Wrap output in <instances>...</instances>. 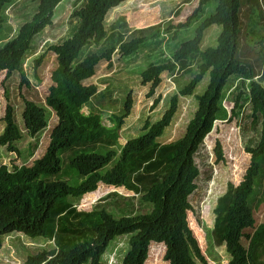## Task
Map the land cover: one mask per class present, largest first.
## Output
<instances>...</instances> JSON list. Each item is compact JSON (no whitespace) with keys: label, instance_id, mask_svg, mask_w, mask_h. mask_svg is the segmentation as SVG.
<instances>
[{"label":"trees","instance_id":"1","mask_svg":"<svg viewBox=\"0 0 264 264\" xmlns=\"http://www.w3.org/2000/svg\"><path fill=\"white\" fill-rule=\"evenodd\" d=\"M13 1L0 0V29L5 22L4 8ZM61 1L38 0L32 18L21 25L15 37L0 46V73L4 71L5 77L20 72L22 83L29 84L23 61L33 38L52 24L54 10ZM124 1L86 0L72 14L79 20L72 35L50 46L57 66L51 74L53 84L45 104L54 111L57 122L44 153L32 164L12 169L6 164L0 166V247L4 236L20 232L55 242L54 248L27 256L23 264H105L102 256L109 245L126 236L127 248L121 264H146L152 243L165 247L163 259L168 264H208L188 221V213L192 211L189 197L197 187L200 173L195 153L221 116L224 88L229 77L234 76L249 89L253 123L258 120L261 123L260 138L256 145L245 149L250 159L242 179L237 184L229 181L217 199L212 235L215 245L225 246L230 256L227 264H264V221L256 225L255 217V209L264 200V0H218L214 13L198 25L195 36L182 43L171 59L151 64L141 72L142 84L149 85L147 96L152 97L164 73L173 74L179 65L195 56L201 59L199 73L171 97L162 116L153 122L146 121L140 135L120 145V132L131 112V93L124 101L123 111L113 114L112 125L106 126L100 114L82 111L98 92L96 84L84 82L93 77L101 60L112 66L115 50L122 56L136 53L146 36L133 37L120 42L117 49L92 52L80 62H73L84 46L99 45L105 40L106 15ZM210 1L199 0L186 21L175 25L174 36L197 18ZM255 19L262 28L259 49L253 55L245 43ZM212 24L221 27L217 43L201 50L203 34ZM160 31L158 27L149 36ZM43 56L35 60V68ZM206 72L209 83L196 96L195 112L182 136L160 143L158 137L171 123L179 96L192 95ZM242 94L241 90L235 96L234 113L242 105ZM159 100V95L153 97L151 108ZM48 111L45 106L23 98L22 121L29 137H36L47 127ZM2 120L0 146L18 153L16 144L23 137V130L15 121L10 103ZM117 144L118 148H114ZM215 151L218 159H222L219 143ZM64 169L76 184L56 178L64 175ZM99 184L133 191L142 202L152 204V208L145 214L120 218H114L103 208H94L81 213L80 227H75L70 218L77 213L73 200L93 193Z\"/></svg>","mask_w":264,"mask_h":264},{"label":"rangeland","instance_id":"2","mask_svg":"<svg viewBox=\"0 0 264 264\" xmlns=\"http://www.w3.org/2000/svg\"><path fill=\"white\" fill-rule=\"evenodd\" d=\"M217 1L211 0L207 3L203 12L188 26L180 28L175 36L174 31L177 30L174 28L175 25L186 21L199 0H125L112 8L105 18V27L108 31L105 40L99 45L84 46L73 64L80 62L89 53H101L111 47L117 49L120 42L128 41L133 37L146 36V39L134 54L122 56L115 50L112 54V66H108L105 60L99 62L94 76L84 82V84L95 83L98 92L82 111L100 114L102 123L111 126V116L123 111L124 101L131 93V112L125 118L118 143L122 145L128 139L140 135L144 123L159 119L169 107L171 97L199 73L198 65L201 59L195 56L179 65L173 74L164 73L162 82L152 97L147 96L149 85L142 84L141 72L151 64H159L171 59L174 51L182 43L195 36L198 25L214 13ZM85 2L86 0L61 1L54 10L52 24L46 26L33 38L32 47L23 61V72L29 82L28 85L22 83L20 72H14L9 78L5 77L4 71L0 73V134L4 127L2 118L7 103L14 107L15 121L23 130V137L16 144L18 153L0 146V166L6 164L12 169L13 166L30 165L44 153L50 132L57 122L56 114L45 104L49 87L53 84L51 74L57 66L55 53L49 48L72 35L79 23L78 18L73 17L72 14ZM37 5L38 0H14L4 8L5 22L0 29V46L17 35L21 25L32 18ZM170 25L173 28L169 29ZM158 27L160 33L149 36ZM261 28L255 19L248 31L245 44L253 50L251 51L253 55H256L259 49ZM220 30L221 27L216 24L207 27L200 44L201 50L216 45ZM41 55H44L42 62L35 68V60ZM209 80V72H206L198 81L192 95L179 96L178 108L171 123L158 137L160 143H169L182 136L195 112L196 96L205 91ZM226 84L221 116L214 122L213 129L205 136L195 153V161L200 173L196 180L197 187L189 197L192 205V211L188 213L189 225L198 239L208 264H227L229 261L230 256L225 246L223 244L217 246L214 243L212 235L214 208L218 197L226 190L227 183L232 181L237 184L242 179L250 159V154L245 149L257 144L261 130L260 120L253 123L248 98L249 89L242 86L240 78L234 76L229 77ZM241 90L242 105L234 113L232 107L235 96ZM157 95L160 100L154 108H151L152 99ZM23 98L49 109L47 127L34 138L29 137L23 127ZM218 143L221 145L222 159H218L215 151ZM114 148H118V144ZM63 173V176L56 178L68 179L69 184H76V181L70 179L69 171L65 172L64 169ZM89 194H85L80 200H73L77 213L72 214L70 218L75 223L73 224L75 227H80L78 222L82 218L81 213L89 212L94 208H103L114 218L145 214L152 208V204L142 202L138 194L124 187L114 188L99 184L97 190ZM255 217L256 225L264 221V200L255 209ZM54 246L53 240L49 241L42 236L29 237L19 232L10 233L4 236L0 247V264H23L27 256L43 249H52ZM126 248L127 237L116 238L102 256L104 263L121 264ZM164 250L162 244L152 243L149 246L146 264H168L163 259Z\"/></svg>","mask_w":264,"mask_h":264},{"label":"clouds","instance_id":"3","mask_svg":"<svg viewBox=\"0 0 264 264\" xmlns=\"http://www.w3.org/2000/svg\"><path fill=\"white\" fill-rule=\"evenodd\" d=\"M94 76V75H93ZM95 84V83H94ZM97 89H98V87H97ZM39 158V157H38ZM14 233V232H13ZM20 233V232H19ZM48 240V239H47ZM49 241H51V240H49Z\"/></svg>","mask_w":264,"mask_h":264}]
</instances>
